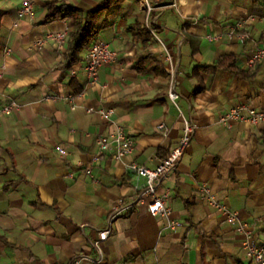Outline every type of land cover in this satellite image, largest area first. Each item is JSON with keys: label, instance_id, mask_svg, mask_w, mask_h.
<instances>
[{"label": "crops", "instance_id": "obj_1", "mask_svg": "<svg viewBox=\"0 0 264 264\" xmlns=\"http://www.w3.org/2000/svg\"><path fill=\"white\" fill-rule=\"evenodd\" d=\"M50 2L83 11L105 3L90 44L107 42L117 56L94 82L84 71L86 47L66 67L72 18L66 10L48 17ZM20 6L0 0V106L17 104L0 116V264L96 259L93 242L113 206L135 195L137 178L125 162L155 167L185 120L193 137L161 184L177 226L163 229V218L137 206L111 223L103 259L89 264H255L242 234L199 188L239 221L260 216L255 238L264 246V122H220L233 106L264 109V59L248 61L264 43V0H34L23 17ZM57 33L62 41L48 37ZM221 59L228 61L218 66ZM108 109L110 118L99 113ZM115 126L135 140L123 160L97 145Z\"/></svg>", "mask_w": 264, "mask_h": 264}, {"label": "built area", "instance_id": "obj_2", "mask_svg": "<svg viewBox=\"0 0 264 264\" xmlns=\"http://www.w3.org/2000/svg\"><path fill=\"white\" fill-rule=\"evenodd\" d=\"M21 6L19 8V16L23 17L31 15L33 11L34 0H20ZM147 11L151 10L148 3L145 2ZM147 28L151 36L160 41L155 29L147 21ZM65 33H57L55 35H49L50 39L63 40ZM202 35L210 41H218L219 37L210 35L205 32ZM43 42L39 41L37 45H41ZM117 52L112 49L107 42L95 40L88 47L85 48V68L84 71L90 82H94L97 79V72L100 66L105 63L115 60ZM264 59V43L262 46L256 48L253 54L249 57V64ZM172 67H170V72ZM169 99L176 104L179 99V94L175 90L174 81L171 80L168 89ZM47 99V98H45ZM17 104L13 101L0 106V116L8 115ZM99 113L110 118L113 109L106 111L100 110ZM181 114V112H180ZM236 121H247L251 123L264 122V109H256L247 105H237L229 108L220 116V122L226 126H230ZM159 129H163L164 125L159 124ZM195 126L189 121H184L182 133L179 136L177 143L167 153V155L161 159V161L155 167H149L146 164L138 163L134 160L125 162L126 168L136 175L137 182L135 183V195L131 199H121L112 208L108 223L102 230L99 231L97 240H94L93 247L98 252L96 259H90L83 255L74 256L67 264H89L92 261L99 262L103 259L100 249V242L106 239L110 234L111 223L118 217L129 212H132L137 206L145 205L148 212L153 216H159L164 219L163 229H173L177 226L178 221L171 216V209L166 204L167 193L161 191L162 180L169 174L175 172L178 168V164L184 155L187 146L189 145ZM97 145L101 153L112 152V155L117 160H123L129 156L135 145V140L132 136L127 134L121 126H115L108 134H100L97 137ZM59 154L64 155L66 150L63 146L56 147ZM97 159V158H95ZM87 174L91 173V170L87 168L85 170ZM201 196L205 197L209 204L220 210L225 216L226 222L234 227L239 233L242 234V247L244 249L245 256L253 261L255 264H264V246L261 245L255 238L258 225L261 222V217H255L250 223L239 221L234 211L227 208L222 202L218 201L215 194L207 186H201L199 188Z\"/></svg>", "mask_w": 264, "mask_h": 264}, {"label": "trees", "instance_id": "obj_3", "mask_svg": "<svg viewBox=\"0 0 264 264\" xmlns=\"http://www.w3.org/2000/svg\"><path fill=\"white\" fill-rule=\"evenodd\" d=\"M104 6L105 3L101 4L95 9L83 11L81 9L71 6L57 7L53 2H50L48 4V17H54L62 10H66L72 18L71 27L73 29L70 32L71 40L69 42L68 49L65 54L67 68H70L74 63H76L80 59V51L90 44L96 32V28L98 29L95 19L97 17L98 12ZM227 61V59H221L219 60L217 65L223 66Z\"/></svg>", "mask_w": 264, "mask_h": 264}]
</instances>
